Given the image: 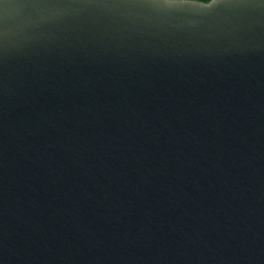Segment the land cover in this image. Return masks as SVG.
Masks as SVG:
<instances>
[{"label": "water", "instance_id": "obj_1", "mask_svg": "<svg viewBox=\"0 0 264 264\" xmlns=\"http://www.w3.org/2000/svg\"><path fill=\"white\" fill-rule=\"evenodd\" d=\"M0 264H264V0H0Z\"/></svg>", "mask_w": 264, "mask_h": 264}, {"label": "trees", "instance_id": "obj_2", "mask_svg": "<svg viewBox=\"0 0 264 264\" xmlns=\"http://www.w3.org/2000/svg\"><path fill=\"white\" fill-rule=\"evenodd\" d=\"M190 1H197V2H201V3H209L213 0H190Z\"/></svg>", "mask_w": 264, "mask_h": 264}]
</instances>
